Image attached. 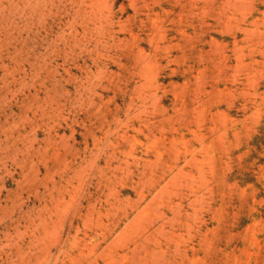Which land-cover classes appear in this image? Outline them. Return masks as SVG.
<instances>
[{"label": "rangeland", "instance_id": "obj_1", "mask_svg": "<svg viewBox=\"0 0 264 264\" xmlns=\"http://www.w3.org/2000/svg\"><path fill=\"white\" fill-rule=\"evenodd\" d=\"M0 264H264V0H0Z\"/></svg>", "mask_w": 264, "mask_h": 264}, {"label": "bare ground", "instance_id": "obj_2", "mask_svg": "<svg viewBox=\"0 0 264 264\" xmlns=\"http://www.w3.org/2000/svg\"><path fill=\"white\" fill-rule=\"evenodd\" d=\"M192 263V262H191Z\"/></svg>", "mask_w": 264, "mask_h": 264}]
</instances>
